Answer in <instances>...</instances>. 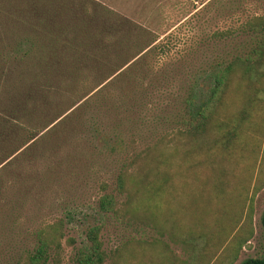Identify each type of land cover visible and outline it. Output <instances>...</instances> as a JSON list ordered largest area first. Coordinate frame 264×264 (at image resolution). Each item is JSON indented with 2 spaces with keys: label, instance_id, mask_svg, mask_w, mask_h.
<instances>
[{
  "label": "rangeland",
  "instance_id": "rangeland-1",
  "mask_svg": "<svg viewBox=\"0 0 264 264\" xmlns=\"http://www.w3.org/2000/svg\"><path fill=\"white\" fill-rule=\"evenodd\" d=\"M94 1L151 32L157 46L152 50L153 44H143L141 63L146 72L138 74L140 81L131 90L110 86L96 94L97 82L82 81L48 118L62 123L57 134L41 135L49 122L45 120L36 136L11 154L9 163V157L0 158V264H26L35 229L56 219L63 221L64 232L58 264H72L74 253L87 248L85 230L92 225H100L98 238L106 253L102 264H237L263 257L264 232L259 217L264 209V171H258L263 158L252 159L251 152L245 159L235 151L224 159L191 152L188 159L180 160L179 150L187 146L169 140L171 133H166L171 126L163 115L178 105L177 97L186 93L190 84H197V89L207 86L211 66L243 43L237 34L217 37L213 33L236 30L247 15L264 13V0ZM12 33L11 26L1 20L0 109L7 106L14 90V75L5 63ZM117 98L123 99L121 106ZM88 100L80 113L64 119L67 112ZM120 112L131 118L137 130V155L154 138L149 129H155V137L162 134L177 150H167L168 160L164 161L154 148L148 149L146 157L145 153L134 157L128 171L134 179L148 182L128 183L123 195L114 192L116 211L104 213L96 206L104 192L100 184L105 183L110 191L128 158L100 149L102 139L92 137L87 120L93 115L92 127L105 130ZM243 134L250 136L251 147L261 146L260 136L257 139L249 129ZM194 156H201L200 166H192ZM164 172L166 181L162 182ZM234 193H239L238 202ZM7 195L13 206L9 213L1 209L2 197ZM234 211L233 217L239 215L235 224L228 222ZM148 218L155 221L156 229L146 225ZM170 225L175 240L170 238ZM191 225L197 232L189 240L187 227ZM200 228L203 237L197 234ZM237 234L248 236V240L231 250ZM150 240H155L152 245ZM228 250L231 252L224 254Z\"/></svg>",
  "mask_w": 264,
  "mask_h": 264
},
{
  "label": "trees",
  "instance_id": "trees-1",
  "mask_svg": "<svg viewBox=\"0 0 264 264\" xmlns=\"http://www.w3.org/2000/svg\"><path fill=\"white\" fill-rule=\"evenodd\" d=\"M3 19L13 30L10 45L5 48V63L8 64L6 69L14 75V90L7 106L0 109V158L9 157L8 163L13 152L36 136L38 126L45 120L49 122L41 135L46 137L60 131L58 125L62 123H53L48 118L65 104L63 97L82 81L91 79L97 82L96 94L110 86L118 91L135 87L140 81L138 74L146 72L141 63L144 56L142 46L144 43L151 45L156 40L151 32L94 0H0V21ZM236 28L218 31L213 36L237 34L243 38L239 49L211 66L206 76L207 86L197 89V84H190L188 91L177 97L178 105L163 115V120L171 126L167 133L164 132L166 135L171 133L169 140L187 146L186 150H179L180 160L188 159L191 152L224 159L234 151L241 159L251 152L252 159L264 160V13L247 15ZM156 46L153 44L152 50ZM116 102L121 106L123 99L117 98ZM88 103L89 100L70 110L64 119L71 120L72 115L80 113ZM92 116L87 123L92 137H101L100 149L124 160L128 158L116 173L110 191H106L108 186L105 183L99 187L104 192L97 198V209L104 213L115 212L114 192L123 195L128 183L141 185L148 182L134 179L128 171L134 164V157L141 153L146 157L148 149L154 148L158 158L164 161L168 160L167 150L176 153L177 149L169 144L170 141L166 142L162 134L155 137L158 133L149 129V136L154 138L137 155V130L128 115L120 112L115 120L106 124L105 130L97 125L92 127ZM245 129L257 139L259 136L263 139L259 156L261 146L255 144L251 147L250 136L243 134ZM194 158L192 166H200L201 156ZM211 167L209 164L212 171ZM258 171H264V161L258 165ZM166 175L165 172L162 174V182L166 181ZM233 196L236 202L240 200L239 193ZM2 199L1 209L12 212L11 197L7 195ZM234 213L230 212L228 219L233 224L239 217L238 212L233 217ZM259 221L264 232V209ZM146 225L154 229L157 226L152 220ZM193 227H187L189 240L197 232H193ZM99 231L100 225L85 230L87 248L74 253L72 264H102L105 261ZM169 232H172L170 238L175 240L172 225ZM197 234L204 236L202 228ZM63 237L61 219L35 229L32 248L25 254L26 264H58ZM247 238L244 234L239 235L231 250L240 248ZM154 241L147 243L152 245ZM67 242L71 243V239ZM237 264H264V256L246 258Z\"/></svg>",
  "mask_w": 264,
  "mask_h": 264
}]
</instances>
